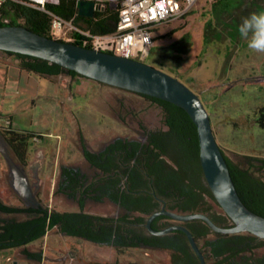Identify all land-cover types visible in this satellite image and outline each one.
<instances>
[{
    "label": "rangeland",
    "instance_id": "obj_1",
    "mask_svg": "<svg viewBox=\"0 0 264 264\" xmlns=\"http://www.w3.org/2000/svg\"><path fill=\"white\" fill-rule=\"evenodd\" d=\"M260 10H264V0H199L184 16L156 29L144 61L199 97L221 150L242 167L247 166L245 157L264 159V130L254 122L256 109L264 105V53L248 49L236 26L241 17ZM171 30L176 32L168 35ZM17 64L15 57L0 53V126L11 118L14 130L42 137L29 143L24 170L18 168L0 137V199L10 206L78 211L76 203L55 195L54 189L61 164L78 166L88 176L94 174L83 159L80 138L91 151L102 149L115 137L143 140V128H162L161 111L137 94L66 74L48 81L19 71ZM24 187L28 201L22 196ZM87 211L115 216L116 209L106 202L89 203ZM25 249L42 256L45 252L57 257L73 253L62 264H169L164 251L131 248L118 252L63 236L55 229ZM257 254L264 255V246ZM14 262L59 263L29 260L21 249L0 251V264Z\"/></svg>",
    "mask_w": 264,
    "mask_h": 264
},
{
    "label": "trees",
    "instance_id": "obj_2",
    "mask_svg": "<svg viewBox=\"0 0 264 264\" xmlns=\"http://www.w3.org/2000/svg\"><path fill=\"white\" fill-rule=\"evenodd\" d=\"M47 8L68 17L74 9V1L49 0ZM0 13L10 20L7 26H22L50 38L48 21L43 13L10 3L5 4ZM102 27L97 25L94 32H107ZM175 32L171 30L168 35ZM0 53L15 57L19 71L48 81L61 74L83 78L74 71L39 58ZM139 96L161 111L162 128H143V140L115 137L98 151L89 150L81 137L83 159L94 174L88 176L78 166L61 164L54 189L55 195L76 203L78 211L58 212L41 205L10 206L0 199V251L21 249L27 259L41 262L40 253L31 254L25 247L55 229L63 236L112 247L118 252L147 248L167 252L169 264H200L183 232L172 231L161 236L150 234L145 228L150 215L164 207L177 214H204L219 227L228 228L231 221L206 185L199 162L197 129L190 117L169 102ZM254 122L264 130V105L256 109ZM11 124L9 118L6 126H0V137L18 168L24 170L28 164L29 143L41 139L42 135L14 130ZM222 153L241 201L250 211L264 217V159L245 157L247 166L242 167ZM105 202L115 207V216L87 211L89 203ZM19 216L23 218L16 219ZM175 224L190 231L205 264H264V255L257 254L264 246V240L248 233H215L201 220L177 223L165 216L154 219L151 227L161 230Z\"/></svg>",
    "mask_w": 264,
    "mask_h": 264
},
{
    "label": "water",
    "instance_id": "obj_3",
    "mask_svg": "<svg viewBox=\"0 0 264 264\" xmlns=\"http://www.w3.org/2000/svg\"><path fill=\"white\" fill-rule=\"evenodd\" d=\"M77 7L81 16L92 17V3L79 2ZM0 51L39 58L74 71L87 80L169 102L187 113L197 129L199 162L206 185L219 207L230 219L231 226L219 227L204 214H177L162 207L152 213L146 222L145 228L150 234L161 236L172 231L183 232L200 264H205L204 257L190 231L179 224L154 230L151 227L152 221L159 216L171 218L177 223L197 219L205 222L215 233H248L264 240V217L250 211L241 201L222 150L213 134L208 112L199 97L178 79L145 63L55 41L22 26L0 27ZM13 170L18 174L19 170L14 166ZM17 188L20 189V186ZM23 191L24 199L30 200L26 187ZM66 258L67 255L54 259L51 263H64Z\"/></svg>",
    "mask_w": 264,
    "mask_h": 264
},
{
    "label": "built area",
    "instance_id": "obj_4",
    "mask_svg": "<svg viewBox=\"0 0 264 264\" xmlns=\"http://www.w3.org/2000/svg\"><path fill=\"white\" fill-rule=\"evenodd\" d=\"M73 1L74 9L68 17L49 10V0H0V11L7 3L35 9L46 16L52 40L144 63L153 47L156 29L184 16L199 0ZM79 2L92 3V17L79 14ZM0 22L7 26L10 20L0 13ZM99 24L107 32H94Z\"/></svg>",
    "mask_w": 264,
    "mask_h": 264
},
{
    "label": "clouds",
    "instance_id": "obj_5",
    "mask_svg": "<svg viewBox=\"0 0 264 264\" xmlns=\"http://www.w3.org/2000/svg\"><path fill=\"white\" fill-rule=\"evenodd\" d=\"M236 30L248 49L264 53V10L252 11L241 17Z\"/></svg>",
    "mask_w": 264,
    "mask_h": 264
},
{
    "label": "flooded vegetation",
    "instance_id": "obj_6",
    "mask_svg": "<svg viewBox=\"0 0 264 264\" xmlns=\"http://www.w3.org/2000/svg\"><path fill=\"white\" fill-rule=\"evenodd\" d=\"M45 255L46 256H42V261H53L54 259H57V258H61V257H57L55 256L54 254H52L51 252H45ZM59 256H62V254H59ZM74 255L73 253H69L67 255V258L70 259L72 258ZM64 257V256H63ZM58 264H62V262H59Z\"/></svg>",
    "mask_w": 264,
    "mask_h": 264
},
{
    "label": "crops",
    "instance_id": "obj_7",
    "mask_svg": "<svg viewBox=\"0 0 264 264\" xmlns=\"http://www.w3.org/2000/svg\"><path fill=\"white\" fill-rule=\"evenodd\" d=\"M156 42H157V41H156ZM156 42H155V43H156ZM6 69H7V68H6V67H4V70H3V72H4V73H6V72H7V74H8V71H9V70H6ZM14 71H15V72H17V70H16V69H14ZM17 75H19V77H20V78H18V80L20 81V80H21V74H20V73H17ZM7 80H8V79H7ZM8 81H9V80H8Z\"/></svg>",
    "mask_w": 264,
    "mask_h": 264
}]
</instances>
